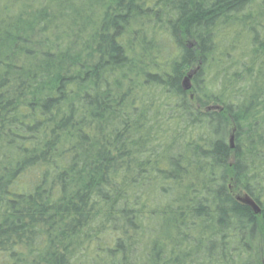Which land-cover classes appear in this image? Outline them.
<instances>
[{
	"label": "trees",
	"instance_id": "1",
	"mask_svg": "<svg viewBox=\"0 0 264 264\" xmlns=\"http://www.w3.org/2000/svg\"><path fill=\"white\" fill-rule=\"evenodd\" d=\"M0 264H264V0H0Z\"/></svg>",
	"mask_w": 264,
	"mask_h": 264
},
{
	"label": "water",
	"instance_id": "2",
	"mask_svg": "<svg viewBox=\"0 0 264 264\" xmlns=\"http://www.w3.org/2000/svg\"><path fill=\"white\" fill-rule=\"evenodd\" d=\"M195 74V70L189 72L183 79V89L185 91L190 90L191 86H190V80L192 78V76ZM230 146L231 148L233 147V136L230 137ZM237 200L240 201L242 204H244L245 206L249 207L251 209V211L254 214H259L260 213V208L259 206L248 196H242V197H237Z\"/></svg>",
	"mask_w": 264,
	"mask_h": 264
},
{
	"label": "rangeland",
	"instance_id": "3",
	"mask_svg": "<svg viewBox=\"0 0 264 264\" xmlns=\"http://www.w3.org/2000/svg\"><path fill=\"white\" fill-rule=\"evenodd\" d=\"M190 86H191V83H190Z\"/></svg>",
	"mask_w": 264,
	"mask_h": 264
}]
</instances>
